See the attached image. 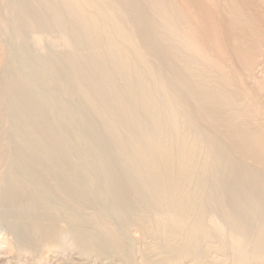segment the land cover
Returning <instances> with one entry per match:
<instances>
[{
  "label": "bare ground",
  "instance_id": "1",
  "mask_svg": "<svg viewBox=\"0 0 264 264\" xmlns=\"http://www.w3.org/2000/svg\"><path fill=\"white\" fill-rule=\"evenodd\" d=\"M205 2L0 0V261L125 264L138 230L154 264L195 262L203 241L264 264V118L245 113L261 84L239 52L264 15L221 0L224 33Z\"/></svg>",
  "mask_w": 264,
  "mask_h": 264
},
{
  "label": "rangeland",
  "instance_id": "2",
  "mask_svg": "<svg viewBox=\"0 0 264 264\" xmlns=\"http://www.w3.org/2000/svg\"><path fill=\"white\" fill-rule=\"evenodd\" d=\"M220 1L221 0H206L205 5L207 4L208 5L207 8H210V10L213 12L214 16L219 19L220 27L222 28L223 32L228 33L229 30L226 28V26L224 24L225 22H227V18L226 17H222V18L217 17V11H218V13H220V11H219V4H220L219 2ZM240 1L245 2L243 4H242V2H240L244 8L254 7V5H256L255 8L260 7V8H257V9H259L260 12L257 11V13H256V10H255V11H252V14H259L260 13V15H264V0H240ZM208 2H210V3H208ZM205 5H204V7L206 8ZM255 8H252V9H255ZM261 9H263V10H261ZM249 14H251V12H249ZM262 20L264 21V16H263ZM262 30L264 31V26H262ZM238 34H241V35H239V37L241 36L242 39L245 38L246 34L243 33L242 31ZM263 44H264V36L256 35V36L249 38V43H248L247 49H245L246 45L244 43H241L240 50L243 49L246 52H244L243 50L239 51L240 53H243V55H242L243 57H247L246 54L254 55L252 60H255L254 61L255 64L254 65L252 64V68H251V70L254 72H253V74H251V76L255 77L261 84V91H260V98H259L260 102L259 101L258 102L261 103L262 106H261V104L256 102L257 104H254L255 106L252 105L253 107L252 106H251L252 108L250 107L251 111L250 112L248 111L245 113L251 115L250 120L255 118V119H258L262 122L264 120L263 119L264 118V45ZM257 60H258V62H257ZM0 62L2 63V65L0 63V72H1V74H3L5 72L6 66H9L10 61L6 58L0 57ZM231 64L234 68H237V67L240 68L242 65V61L237 58L234 62L231 61ZM9 69H10V66L7 68V70L9 71ZM249 81L253 82L254 80L250 79ZM244 118H246V116ZM252 156L255 158H259V157H256L254 155H252ZM23 220H24V222L26 221L25 219H23ZM47 223H49V224H62L61 220H59V219H56V220L52 219V220L47 221ZM132 228L136 229L134 227H132ZM4 232L5 233L7 232V234H9L8 231H4ZM134 233H135V235L138 234V235H136V237L134 239V243H133L134 259L132 260V262H125V264H134V263L135 264H154V261H156L155 258H157V254H158V252L156 254V251H155V250H158L156 248L157 247L156 242L158 240L155 239L154 237L148 235V234L144 235L142 232H140V231L138 232V230L134 231ZM10 236H12V235H10ZM66 237L64 238V241H66L68 239V237L67 238ZM155 240H157V241H155ZM67 241H70V239H68ZM149 244H151V245H149ZM215 244H214V242H207V241L204 242L203 241L202 246L204 248L207 247L206 253H205L206 255L205 254L202 255L195 262L194 261L190 262L189 259H185L180 264H183V263L184 264H191V263L192 264H217V263L218 264L219 263L220 264H233L234 263V260H233L234 255H232L233 256L232 257L231 254H234L233 251H235L236 249L233 248L234 249L233 250L230 247L231 248V250H230V248L227 246L228 248H224L223 251H218L219 249L217 250V248H215L217 246V244L216 245ZM147 246L149 248L153 247L155 252L154 251L152 252L153 248L151 250H149ZM142 248H144V249H142ZM145 249H146V251H145ZM147 250H149L151 253ZM14 251H16L15 253H17V254H14L13 258L11 259L12 261L10 260V262H9V260H5V261L3 260V261H0V263L1 264H7V263L8 264H11V263L12 264H121V262H119L118 258H116V257H111V258H106V257H102V256L98 257L95 254H92L89 256L80 255L79 252L73 248H68L65 251L61 250L60 252H57L58 254L57 253H52V254L49 253L48 258H44V259L40 258V253H38V252H36V253L30 252V251L23 252L25 250L22 251L21 249H20V251L17 249ZM147 252H148V255H147ZM140 254H142V255H140ZM148 256H150V259ZM15 257H18V258H15ZM146 257H148V259ZM152 257L154 259H151ZM231 258L233 260V263L231 262L232 261ZM138 260H140V262ZM151 260H153V261H151ZM199 260H201L202 262Z\"/></svg>",
  "mask_w": 264,
  "mask_h": 264
}]
</instances>
